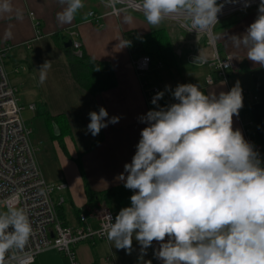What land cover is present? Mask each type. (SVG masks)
Instances as JSON below:
<instances>
[{
    "label": "crops",
    "instance_id": "0c3cea01",
    "mask_svg": "<svg viewBox=\"0 0 264 264\" xmlns=\"http://www.w3.org/2000/svg\"><path fill=\"white\" fill-rule=\"evenodd\" d=\"M11 4L14 11L0 16V40L15 45L7 60V70L11 83L18 88L23 111L28 108L32 112L29 119H24L33 130L32 141L38 150L40 145L45 146L41 159L51 168L47 176L43 175L48 182L66 184L54 194L55 201L64 200L58 206L59 216L66 225H82L79 214L84 208L102 202L117 216L121 209L131 206L130 198L135 194L125 188L118 177L124 173V165L131 163L141 131L148 126L139 122L138 117L149 111L140 80L131 64L134 56L129 44L125 47L124 44L161 28H166L172 40L171 21L164 20L159 26H151L142 13L124 11L115 16L106 0H83L84 7L78 10L73 22L62 25L56 19L57 13L62 11L58 0H11ZM258 8L259 5L225 16L221 25L237 21L227 28L215 29L221 56L231 54L241 59L238 73H231L229 80L223 81L210 69L204 77L194 83L189 79V83L199 85L205 94L215 92L219 95L222 91L229 92L239 81L243 107L238 116H233V129L241 130L244 135L247 128L254 150L264 158V67L247 59V49L243 45L236 47L233 41V36L243 35L255 22ZM15 10L22 12V20L16 18ZM90 11L102 16V26L95 25L89 17ZM125 16H130L131 21L126 22ZM71 30L79 33L76 38L82 44L83 62L76 60L72 48L64 46L71 40L68 34ZM37 31L41 35L38 39L35 38ZM178 34L187 37L182 30ZM29 41L31 46L27 47ZM196 47L202 48L205 54L210 52L205 43L196 44ZM191 52L190 45H186L182 56L174 53L182 68L201 65L196 60H188ZM45 62H50V67L46 69V79L41 82L38 71ZM157 62L153 60V66ZM97 68V71L103 70L113 76V87L102 90L89 89L85 85L83 80ZM100 74L103 75L102 71ZM210 74L217 78L213 84L206 82ZM170 82L175 84V80ZM21 94H24L26 104H23ZM166 94L168 98L163 104L175 101L169 91ZM31 105L33 109L29 107ZM100 107L108 111L107 119L119 116L120 120L93 136L87 128L89 113L98 112ZM57 116L61 117L56 119ZM93 226H97L96 222ZM159 247V242L153 241L143 254L133 236L132 252L128 254L126 250L112 247L107 238L95 239L81 242L77 255L81 264H147L148 261L163 264L154 255ZM33 264H69V260L51 248L39 254Z\"/></svg>",
    "mask_w": 264,
    "mask_h": 264
},
{
    "label": "clouds",
    "instance_id": "9594fccd",
    "mask_svg": "<svg viewBox=\"0 0 264 264\" xmlns=\"http://www.w3.org/2000/svg\"><path fill=\"white\" fill-rule=\"evenodd\" d=\"M117 3L108 0L107 6L116 10ZM58 4L62 11L56 19L62 25L71 24L84 7L83 0H58ZM223 6L217 0H140L139 4L149 25L186 16L189 30L197 34L219 23ZM13 11L11 0L0 2V16ZM15 14L23 19L19 10ZM124 19L131 21L130 16ZM233 41L247 49V59L264 67V0L255 22ZM49 67L45 62L38 71L41 82ZM166 91L176 103L161 107L158 102L165 92H158L151 100L156 107L138 117L148 126L141 131L131 163L118 177L135 194L115 223L111 218L107 239L128 254L133 236L143 254L153 241L159 242L154 255L163 264H264V162L242 131L233 129V116L243 107L239 81L219 95L205 94L191 83L178 84L174 90L166 86ZM108 116L104 107L90 112L88 132L96 136L120 120ZM31 232L23 209L0 214V264L10 249L25 248Z\"/></svg>",
    "mask_w": 264,
    "mask_h": 264
},
{
    "label": "built area",
    "instance_id": "2783aa9c",
    "mask_svg": "<svg viewBox=\"0 0 264 264\" xmlns=\"http://www.w3.org/2000/svg\"><path fill=\"white\" fill-rule=\"evenodd\" d=\"M108 5V0H106ZM223 4L218 13V21L225 16L235 14L260 5L261 0H217ZM249 4L250 6H245ZM140 0H119L115 9L110 7L111 14L119 16L124 11L142 13ZM89 17L96 26H102V16L94 11L89 12ZM165 20L175 23L179 30L186 32V36L172 35L174 53L182 56L186 45H190L193 52L188 56L189 61L200 60L201 65H207L217 74V78L228 81L231 73H238L241 59L231 54L222 57L215 39V29L197 34L189 30L190 20L188 17L172 16ZM72 40V50L77 57H83L82 44L77 40L79 33L69 31ZM40 32H36L35 38H40ZM31 42L26 46L30 47ZM205 43L210 48L209 53L196 47V44ZM15 45L0 40V207L23 209L32 227L28 243L23 250L10 249L5 254L4 264H32L42 252L54 248L68 258L69 264H81L77 247L81 242L94 241L95 239H106L108 225L115 223L116 213L112 211L105 202L98 206L87 205L79 214L82 225L70 226L64 224L58 213V206L64 200L55 201L54 194L66 187L64 182H48L41 170L37 160L38 146L32 141V128L29 127L22 115L24 107L20 104L18 88L11 83L10 73L7 70V60ZM131 64L140 80L145 100L149 110L156 106L151 100L156 93L164 91L161 87L151 83L148 75L154 69L164 67L162 61L153 66L150 55L142 54L134 56ZM17 71V70H16ZM212 74L206 77L207 84L217 81ZM159 100L162 107L166 94ZM33 109V106H29ZM248 129L245 128L244 137L251 143ZM259 148V146H256ZM262 162L264 158L260 155ZM130 207V206H129ZM97 226L94 227L93 223Z\"/></svg>",
    "mask_w": 264,
    "mask_h": 264
},
{
    "label": "trees",
    "instance_id": "16d2710c",
    "mask_svg": "<svg viewBox=\"0 0 264 264\" xmlns=\"http://www.w3.org/2000/svg\"><path fill=\"white\" fill-rule=\"evenodd\" d=\"M236 21L237 20H234L232 22H229L223 25L219 23L216 27V30L217 28L218 29L227 28L231 26L233 23H235ZM129 46H130L131 53L133 54V56L147 54V55H150L153 60L162 61L164 63V66L170 67L171 61L176 60V56L173 52V41L171 40L166 28L157 29L149 33L148 35L140 39H137L134 42H131ZM75 58L78 62H81V61L83 62L85 58L84 53H83V57L75 56ZM100 71H102L103 75L100 74ZM100 71L93 70L91 74L89 75V77L83 80L85 85L89 89L97 87L98 89L103 90L106 87H113L115 85L114 78L110 73L106 74L103 70H100ZM155 71H158V69H154L153 71H151V73ZM172 103H176V101ZM166 105H169V103L162 104V107ZM60 117L61 116H57L56 119ZM88 194L91 195L92 192L88 190ZM59 211H60V208H59Z\"/></svg>",
    "mask_w": 264,
    "mask_h": 264
},
{
    "label": "rangeland",
    "instance_id": "374dc122",
    "mask_svg": "<svg viewBox=\"0 0 264 264\" xmlns=\"http://www.w3.org/2000/svg\"><path fill=\"white\" fill-rule=\"evenodd\" d=\"M170 25H171V28L173 29L172 32H173L174 36L178 35L180 30L178 29L177 25L173 22H171ZM196 66H198V65H195V67L190 66L189 68L185 69V68H182L180 63H178L176 60L175 61L172 60L170 67L164 66L162 69L160 68L158 71L150 73L148 75V77H149L152 84L157 85V86L161 87L162 89H164V88L166 89V86H171V89L174 90L175 88H173L172 85L176 86V85H178L180 83L182 84L186 81H187L186 84H188L190 82L189 79L194 83V80L201 79L210 70V68L207 65H199L198 67H196ZM194 73H195V76H192V75H194ZM170 80H172V81L175 80V84L171 83ZM170 83H171V85H170ZM169 94L171 95L170 91H169ZM21 97H22L23 104L24 103L26 104L24 94H21ZM171 98L173 99L172 95H171ZM31 114H32V112L28 108L22 112L24 119H29ZM44 148H45L44 145H40V150H38V152H37V157H38V161H39L40 165L42 166L41 170L47 176L48 169H50L51 166L44 164L43 160L41 159ZM40 159H41V161H40ZM5 212H7V210L0 207V214H3Z\"/></svg>",
    "mask_w": 264,
    "mask_h": 264
},
{
    "label": "water",
    "instance_id": "95a60500",
    "mask_svg": "<svg viewBox=\"0 0 264 264\" xmlns=\"http://www.w3.org/2000/svg\"><path fill=\"white\" fill-rule=\"evenodd\" d=\"M64 46L66 47V48H71L72 47V40H67L65 43H64ZM196 61H198V62H200V60H196Z\"/></svg>",
    "mask_w": 264,
    "mask_h": 264
}]
</instances>
